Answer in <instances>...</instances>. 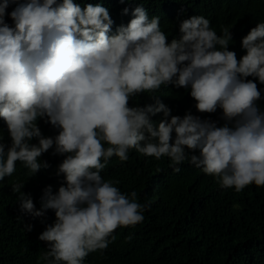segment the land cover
<instances>
[{
	"label": "clouds",
	"instance_id": "obj_1",
	"mask_svg": "<svg viewBox=\"0 0 264 264\" xmlns=\"http://www.w3.org/2000/svg\"><path fill=\"white\" fill-rule=\"evenodd\" d=\"M131 15L126 26L112 27L100 3L0 0V182L9 177L22 214L41 223L49 210L55 214L38 236L46 248L37 264H84L115 242L118 228L144 221L150 202L101 175L112 157L127 162L130 150L167 157L176 173L188 161L224 190L264 187V22L242 38L238 59L229 50L231 26L218 34L209 19L192 16L169 43L143 4ZM168 85L190 90L198 113L220 110L223 123L191 111L172 115L164 95L156 98ZM145 93L155 103L130 106ZM159 113L163 119L153 122ZM46 125L56 134L47 136ZM50 150L63 157L55 193L35 178L50 167L41 159ZM17 163L26 171L22 181ZM42 190L36 210L31 193Z\"/></svg>",
	"mask_w": 264,
	"mask_h": 264
},
{
	"label": "trees",
	"instance_id": "obj_2",
	"mask_svg": "<svg viewBox=\"0 0 264 264\" xmlns=\"http://www.w3.org/2000/svg\"><path fill=\"white\" fill-rule=\"evenodd\" d=\"M81 6L100 3L108 8L114 21L112 27L127 25L131 12L138 5L148 11L149 17L158 16L160 27L170 43L179 38V22L192 16H204L220 34V26H231L233 40L230 51L237 58L245 54L241 41L258 22H264V0H76ZM15 5L8 8L10 13ZM129 9L123 15L124 8ZM173 9V12H172ZM6 21L11 24L10 18ZM123 22V23H122ZM251 79V77H249ZM264 90V85H259ZM164 98L159 99L160 94ZM162 103L171 109L172 115L183 117L191 111L202 119L220 120L221 111L201 114L195 109L190 90L162 86L156 93ZM155 103L149 94H141L130 101V106ZM264 108V101L260 102ZM163 119L159 113L152 117L158 123ZM170 119V117H169ZM47 136L56 134L50 125L43 127ZM3 134H0L2 136ZM8 142V135L3 136ZM199 155V152L189 153ZM49 163L47 170L38 172L35 178L43 190L51 185L58 191L63 176H57L58 164L63 157L53 156L51 150L41 157ZM167 157L159 160L145 157L134 149L129 160L121 163L112 157L101 175L119 180L122 192H137L140 202H150L144 213L145 219L135 227L118 228L115 242L108 249L91 253L84 264H264V187L254 184L237 193L234 189H221L213 177L185 161L176 173L169 167ZM16 178L22 181L26 171L16 166ZM9 177L0 182V264H37L46 248L38 236L47 224L55 221L51 210L44 223L40 218L19 211L18 195L8 188ZM41 192L31 196L36 210L41 208ZM32 225V231L26 230ZM128 236H132L130 241Z\"/></svg>",
	"mask_w": 264,
	"mask_h": 264
},
{
	"label": "bare ground",
	"instance_id": "obj_3",
	"mask_svg": "<svg viewBox=\"0 0 264 264\" xmlns=\"http://www.w3.org/2000/svg\"><path fill=\"white\" fill-rule=\"evenodd\" d=\"M123 23V22H122Z\"/></svg>",
	"mask_w": 264,
	"mask_h": 264
}]
</instances>
